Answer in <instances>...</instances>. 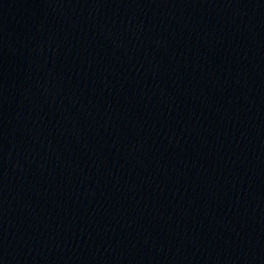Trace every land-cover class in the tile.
I'll return each mask as SVG.
<instances>
[{"label":"water","instance_id":"obj_1","mask_svg":"<svg viewBox=\"0 0 264 264\" xmlns=\"http://www.w3.org/2000/svg\"><path fill=\"white\" fill-rule=\"evenodd\" d=\"M0 264H264V0H0Z\"/></svg>","mask_w":264,"mask_h":264}]
</instances>
